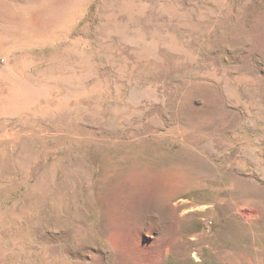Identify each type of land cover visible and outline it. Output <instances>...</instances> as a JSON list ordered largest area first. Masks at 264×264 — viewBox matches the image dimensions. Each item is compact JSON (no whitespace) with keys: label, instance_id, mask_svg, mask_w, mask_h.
Listing matches in <instances>:
<instances>
[{"label":"rangeland","instance_id":"rangeland-1","mask_svg":"<svg viewBox=\"0 0 264 264\" xmlns=\"http://www.w3.org/2000/svg\"><path fill=\"white\" fill-rule=\"evenodd\" d=\"M0 264H264V0H0Z\"/></svg>","mask_w":264,"mask_h":264}]
</instances>
